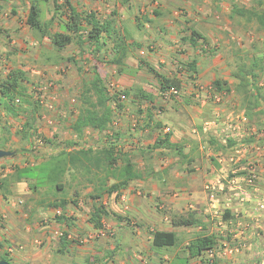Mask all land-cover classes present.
Here are the masks:
<instances>
[{"label":"rangeland","instance_id":"374dc122","mask_svg":"<svg viewBox=\"0 0 264 264\" xmlns=\"http://www.w3.org/2000/svg\"><path fill=\"white\" fill-rule=\"evenodd\" d=\"M54 1L65 4V0H0V84L13 70L24 72L26 79L22 82L25 97L14 103L16 115L0 105V145L16 152L0 159V185L7 181L0 189V254L13 259L27 250L31 258L21 264H169L165 255L173 257L178 251L184 257L185 247L205 234L215 236L217 244L206 252L204 264H221V257L239 259L250 253L247 249L225 252L223 244L227 249L236 247L233 237L242 232L247 242L259 241L261 250L254 262L264 264V211L257 206L264 193V27L254 18L233 14L235 8L264 14V1L259 5L258 0H69L83 15L93 13L101 21L112 19L116 34L92 45L74 39L61 49L26 25L31 2L39 6L41 21L47 23L54 14ZM64 13L61 10L56 15L50 34L62 32ZM190 30L205 33L200 34L204 39H198L196 47L185 41ZM119 40L128 49L123 73L114 62ZM193 60L194 73L188 68ZM145 64L167 78L177 77L181 90L161 93L159 79ZM93 69L102 77L110 98L112 122L105 131L84 129L79 135L71 125L81 105L82 84L92 80ZM216 80L224 81L228 92L215 91ZM138 92L151 96V101L139 98ZM119 95L125 99L115 104ZM170 109L176 113L171 114L173 122L183 124L185 117L191 120L188 132L197 139L201 169L207 168L202 185L208 199L202 209L207 216L201 222L194 219V206L175 215L160 197L151 203L154 211L169 220L185 217L196 222L177 228L175 247L153 248L151 231L132 216L127 195L97 191L104 185L108 188L114 179L91 164L88 170L67 166L60 180L62 191L45 180L36 191L33 180L8 181L15 167L39 165L61 150L90 148L96 153L112 141L115 155L127 156L146 177L144 184L178 197L169 189L185 181L182 174L188 173L190 163L175 150L150 148L164 135L171 141L170 127L155 125V118L168 116ZM236 114H243L247 125L238 141L231 140L233 144L221 141L224 138L218 127L204 129L216 116L226 120ZM178 127L174 133L183 136L176 143L188 148L192 142L184 134L187 130ZM251 170L256 173L258 192L242 180ZM40 175L42 179L44 175ZM209 182L212 192L205 189ZM236 187L245 191L239 198L234 196ZM211 193L219 209L226 208L228 213L221 225L210 218ZM96 195L100 198H92ZM60 199L66 201L64 209L48 206ZM237 206L251 211L257 222L251 223L244 211H234ZM94 207L107 213L99 230L90 221ZM59 216L66 220L58 221ZM63 234L67 244L59 252Z\"/></svg>","mask_w":264,"mask_h":264},{"label":"trees","instance_id":"16d2710c","mask_svg":"<svg viewBox=\"0 0 264 264\" xmlns=\"http://www.w3.org/2000/svg\"><path fill=\"white\" fill-rule=\"evenodd\" d=\"M264 0H258V4L262 5ZM54 14L47 23L41 21V10L34 2L30 3L28 15L26 17V25L32 30L38 32L42 37H48L53 46L61 49L71 44L75 39L80 44L82 43H99L104 38H109L116 34L114 29V22L112 19L101 21L93 13L81 14L74 8L69 0H65V4L59 5L56 1L53 2ZM64 10V22L60 25L62 32H56L50 34V26L55 20L56 15L60 14V11ZM233 14L240 17L254 18L260 26L264 27V14L254 11L253 9H238L233 10ZM114 15V14H113ZM157 16L159 13L154 12ZM137 20V18H136ZM147 22H150L147 20ZM136 26L140 28L139 22ZM70 33L65 34V33ZM200 35L194 30H190V35L185 39L190 46L195 47L197 45V39H200ZM119 39V38H118ZM115 51L117 57L114 59L115 64L118 66V72L123 73L122 68L123 60L127 55V47L124 41L119 40L115 45ZM149 72L153 73L160 82L159 91L165 93L168 90L179 92L182 88L181 82L177 78H167L157 73L150 65L145 64ZM196 61H191L188 68L191 72H195ZM26 81L24 72L20 70L11 71L6 78L0 84V105L3 107L5 112L16 115L15 100L25 97L22 82ZM213 87L217 92H228L226 83L221 81H214ZM83 91L81 93V105L78 114L71 125V129L81 135L84 129H93L97 131H105L112 122L113 109L109 106L110 98L107 95L106 88L103 83V79L100 76L97 69H93V78L89 83L82 84ZM125 95L128 92L123 91ZM139 98L148 99L147 95L142 92L137 93ZM115 100V97L112 98ZM151 101V100H149ZM115 104L119 103V98L114 101ZM117 108H121V104L116 105ZM27 128H30L28 123H25ZM159 127V126H158ZM115 138V137H114ZM229 144H233L231 140H228ZM71 146L75 144H70ZM151 149H166L175 150L177 155L181 159L186 160V155L183 154L182 147L175 142H171L168 135L155 139ZM0 149L4 150V147L0 145ZM115 143L110 142V146L107 149H101L94 153L90 148H80L77 151H66L61 150L56 155L51 156L48 160L40 163L36 166H24L15 167L12 174L10 175V182H21L23 180H33V190L40 188L39 185L43 184L45 180L47 183H53L57 191H62L63 187L60 183L61 178L66 172V167L85 168L88 170L89 164L95 168L105 172V176H110L114 179V183L108 188L104 185V189H98L97 191L105 192L107 195L115 194L116 196L124 190L130 181L142 179L141 173L136 169L135 164L127 157H117L114 153ZM43 178L41 179V175ZM6 180H3V186H6ZM0 185V189L3 188ZM99 194V193H98ZM94 199L100 198L96 195L92 197ZM66 201L60 199L55 203H48L49 207H58L64 209ZM106 211L102 207H94L93 212L90 215V221L93 224L94 229L99 230L102 228V219L106 215ZM227 212L224 214V218H227ZM116 216V215H115ZM58 221L66 220V218L56 217ZM118 220H122L120 217H116ZM170 224L173 228L193 226L196 224L194 220H190L185 217H173L170 219ZM151 245L155 249H168L177 245L176 233L169 231L156 230L152 232ZM60 249L65 248L67 244L66 235L63 234L59 240ZM217 244V238L213 235H200L196 236L186 247V257L181 258L176 255L174 264H188L189 260L201 256L204 252L212 250ZM0 261H6L12 264L7 254H0Z\"/></svg>","mask_w":264,"mask_h":264},{"label":"crops","instance_id":"0c3cea01","mask_svg":"<svg viewBox=\"0 0 264 264\" xmlns=\"http://www.w3.org/2000/svg\"><path fill=\"white\" fill-rule=\"evenodd\" d=\"M195 32L198 33L199 35L201 34L202 36L205 35V33L202 34L199 31H195ZM201 35H200L201 38L199 40L204 39ZM196 41L197 43L199 42L198 39ZM147 96L149 99L152 98L149 95ZM170 110L171 111L168 112L169 114L168 116L165 117L164 114H162L161 118L159 119L155 118L157 120L155 125L160 126V124H164V125L167 124L170 127L171 133H172L171 142H175V143L179 142L178 140H181L183 136V134H180V136H177L176 135L177 131L175 130L179 128L178 126L184 127V129L187 130L184 133L186 138L189 136V140L192 142L191 146H189L188 148L182 149L183 154L186 155L187 157L185 163H190L188 171H187L188 173L182 174V178H185V181L179 184L184 187L180 188L178 187L179 186L178 185L177 187L172 186L169 189V190L172 189L171 191H175L173 195L174 196L178 195V197L167 195L168 193H166V191H162L161 189L157 188L154 185H151L150 187H148L146 184L143 183V180H145L146 177H144L142 174H141L143 177L142 179L130 181L127 187L119 193L121 194L124 192L127 195L132 216L138 218L141 222H143L144 227L149 228V230L151 231V235H152V232L159 230V231H165V232L172 231L176 233V235L178 236V230L177 228H173L171 226L170 220L166 217H163L159 212H156L154 211V209H152L151 203H153L155 198H157L156 196L160 197L163 201L166 202L165 204L168 205L167 209L171 211V214H175V215L182 214L183 212H186L188 207L194 206V210H192V213L194 212L193 213L194 219L197 222L199 221L201 222V220H203L204 217L207 216V214L204 213V209H202V207L204 206L206 207V201L208 200L202 188L203 182L207 175L206 174L207 168L205 167L201 169L200 167L201 158L198 155L199 150L197 149V141H196L197 139L195 138L194 135H190V133L188 132V128L191 124V120L185 117L183 124L178 123L177 121L173 122V117L171 116V114L172 112L173 113L175 112H174V109H170ZM261 119L264 120V116H262ZM174 132H176V134ZM153 143L154 141L151 144L153 145ZM173 175H174V172L172 171L171 176ZM174 178L178 179L177 173L175 174ZM176 192H178V194ZM233 210L234 211H244V213L248 215L251 223L257 222L255 221L253 216L251 217V211L250 212L246 211L242 207H238V206L235 207ZM116 216L122 218L119 215H116ZM151 240H152V236H151ZM249 242H251V240L247 242L248 244L247 250H250V253L245 254V255L243 254L240 255L239 259L238 257L235 256L233 258L232 257L230 258L221 257L222 259L223 258L224 259L223 260L218 259V260H221V264H235V263L255 264L254 260L257 261L258 255L260 254L259 253V250H261L260 244H259V241H257V239H255L253 243H249ZM176 255H179V257L181 258L186 257V255L183 257L179 254L178 251H174L173 257L172 256L168 257L165 255V257L169 258V264H174ZM205 256H206V252H204L201 256L197 258L189 260L188 264H194V261L196 259H197V264H204L203 258ZM30 258L31 257L28 254V251L25 250L24 253L15 254V257L10 260L12 264H21L23 260L28 261ZM232 260L234 261V263Z\"/></svg>","mask_w":264,"mask_h":264},{"label":"built area","instance_id":"2783aa9c","mask_svg":"<svg viewBox=\"0 0 264 264\" xmlns=\"http://www.w3.org/2000/svg\"><path fill=\"white\" fill-rule=\"evenodd\" d=\"M118 98L120 102H123V100L125 99V96L119 95ZM15 102H19V100L16 99ZM246 125H247L246 117L243 114H236V115H230V117H228L226 120H222L219 116L218 117L216 116L213 122L204 124V129L205 130L208 129L209 126H212L214 128L218 127L219 131L222 133L221 136L224 138V140H221V141L226 142L229 139L232 141H236L238 137H242L244 126ZM255 179H257L256 173L255 171H252V170L249 171L242 178V180L247 184V186H249L250 188L252 187L254 192H258V189L254 185ZM211 186H212V183L209 182L205 186V189L208 190L209 192H212L213 187ZM235 189H237V191L234 194L236 198L241 197L242 194L245 193V191L241 187H238V188L236 187ZM217 204L218 203L216 201V198L214 197V194L211 193L210 200H209L210 218L214 220V222H217L218 225H221L223 223L222 219L224 217L226 208L224 210H220ZM257 206L260 211H264V193H263V199L258 202ZM242 234L243 233L241 232V235L236 234L233 237L234 238L233 240L237 242L236 247L227 249V245L223 244V246L226 247L225 248L226 253L228 254L238 253L240 250H244V249L246 250L248 248L247 241L244 239V237H241ZM36 244L39 245L41 243L36 241Z\"/></svg>","mask_w":264,"mask_h":264},{"label":"water","instance_id":"95a60500","mask_svg":"<svg viewBox=\"0 0 264 264\" xmlns=\"http://www.w3.org/2000/svg\"><path fill=\"white\" fill-rule=\"evenodd\" d=\"M15 153H16L15 151H7V150L0 149V159L11 157L15 155ZM0 264H10V263L6 261H0Z\"/></svg>","mask_w":264,"mask_h":264}]
</instances>
